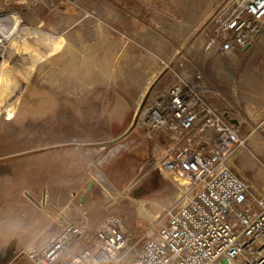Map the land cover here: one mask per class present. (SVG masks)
Masks as SVG:
<instances>
[{
	"label": "rangeland",
	"instance_id": "1",
	"mask_svg": "<svg viewBox=\"0 0 264 264\" xmlns=\"http://www.w3.org/2000/svg\"><path fill=\"white\" fill-rule=\"evenodd\" d=\"M224 1L0 0V154L8 172L64 174L72 158L75 176L80 153L68 143L83 140L79 150L104 146L89 163L96 172L95 201L60 202L40 216L27 209L8 214L0 241L30 237L37 218L59 222L87 214L94 221L117 216L141 245L165 221L166 209L185 201L183 185L157 167L166 141L154 145L137 127L135 113L144 97L174 81L173 71L202 78L213 87V100L237 110L238 68L249 60L206 48L211 18ZM243 151L247 156L236 157L234 169L264 196V181L252 171L264 170V155ZM20 158L27 160H15ZM22 225L28 228H15ZM28 247L0 245V264H32L22 253Z\"/></svg>",
	"mask_w": 264,
	"mask_h": 264
},
{
	"label": "built area",
	"instance_id": "2",
	"mask_svg": "<svg viewBox=\"0 0 264 264\" xmlns=\"http://www.w3.org/2000/svg\"><path fill=\"white\" fill-rule=\"evenodd\" d=\"M210 24L207 49L243 51L264 37V0H225ZM173 77L141 100L135 123L154 145L161 147L158 135L166 141L157 167L183 185L185 201L166 209L141 245L109 215L92 235L67 224L46 245L26 248L32 264H264V196L234 169L238 152L250 150L252 132L240 133L205 80L175 71Z\"/></svg>",
	"mask_w": 264,
	"mask_h": 264
},
{
	"label": "crops",
	"instance_id": "3",
	"mask_svg": "<svg viewBox=\"0 0 264 264\" xmlns=\"http://www.w3.org/2000/svg\"><path fill=\"white\" fill-rule=\"evenodd\" d=\"M233 57H242L249 61L243 62L239 65L237 77L238 91L241 95L238 96L236 92L235 104L237 110L230 112L233 106L230 102L218 99L217 97L212 99L214 104L220 108L228 119L236 123L242 135H246L252 132V135L248 139L249 149L259 155H264V37H258L253 45L249 48L230 54ZM257 59V60H254ZM168 85V84H166ZM164 85L163 87H165ZM162 89V87H161ZM161 91V90H160ZM235 94V93H234ZM72 100V99H71ZM226 102V103H225ZM235 108V107H234ZM257 131V133L255 132ZM133 130L129 133L133 134ZM255 133V134H254ZM139 138L142 137L141 133L138 134ZM160 141H164L161 135L156 136ZM81 140V138H80ZM130 144V143H129ZM68 145H71V149L75 148L79 152V158L75 157L76 162L79 160L81 164L80 174L74 176L72 158L66 160L67 168L64 174L54 173L52 175H45L40 177L32 173L30 170L21 173H10V167H8V161L5 160L3 154H0V229H5L4 222L5 217L8 214L18 215L20 213H26L27 210H32L36 216H40L41 210L45 207L52 208L55 204L60 202L65 203L67 206L73 204V200L78 199L80 202H85L87 199L96 200L94 196L97 191V180L94 178V170L91 169L89 164L100 152V149H83L79 148L86 145L85 142L79 140H71ZM75 146V147H74ZM149 157L150 145L146 147ZM240 150L236 157L237 160H244L247 156V152ZM243 151V152H242ZM101 153V152H100ZM73 154V153H72ZM77 153H75L76 156ZM78 156V155H77ZM145 157V158H146ZM91 158V159H90ZM27 160L25 158L15 159ZM70 160V161H69ZM235 160V159H234ZM78 171V170H75ZM253 175L256 180L264 181V170L257 167V170L252 169ZM258 185L255 184V187ZM61 198L60 201L55 200ZM92 202V201H91ZM98 205V201L95 203ZM46 208V209H48ZM39 212L38 214H36ZM33 214V216H34ZM36 216H34L36 218ZM37 218L33 224L28 226L16 227L21 230L26 228H32V234L30 237L24 235H13L14 237H2L4 241H0V245L4 246H44L49 240L58 233L62 227L67 224L82 225L85 227H91L100 220L94 221L93 218L87 214L81 217V219H67L62 221H54V219ZM94 221V222H93ZM21 224V221L18 222ZM4 236V235H1ZM28 237V238H26Z\"/></svg>",
	"mask_w": 264,
	"mask_h": 264
},
{
	"label": "water",
	"instance_id": "4",
	"mask_svg": "<svg viewBox=\"0 0 264 264\" xmlns=\"http://www.w3.org/2000/svg\"><path fill=\"white\" fill-rule=\"evenodd\" d=\"M132 130V129H131ZM131 130H128V131H126L124 134H122L119 138H118V140H119V143H121V141H123L128 135H129V133L131 132ZM118 143V144H119ZM122 145V144H121ZM120 145H118V147L116 148V149H119L120 147H119ZM114 147L113 148H111V151L112 150H116Z\"/></svg>",
	"mask_w": 264,
	"mask_h": 264
},
{
	"label": "flooded vegetation",
	"instance_id": "5",
	"mask_svg": "<svg viewBox=\"0 0 264 264\" xmlns=\"http://www.w3.org/2000/svg\"><path fill=\"white\" fill-rule=\"evenodd\" d=\"M0 9L3 10L4 7H3L2 5H0ZM1 16H2V15H1ZM70 101H71V100H70ZM66 109H68V110H72V105L70 104V105H68V107L66 106Z\"/></svg>",
	"mask_w": 264,
	"mask_h": 264
},
{
	"label": "clouds",
	"instance_id": "6",
	"mask_svg": "<svg viewBox=\"0 0 264 264\" xmlns=\"http://www.w3.org/2000/svg\"><path fill=\"white\" fill-rule=\"evenodd\" d=\"M97 264H99V262H97Z\"/></svg>",
	"mask_w": 264,
	"mask_h": 264
}]
</instances>
